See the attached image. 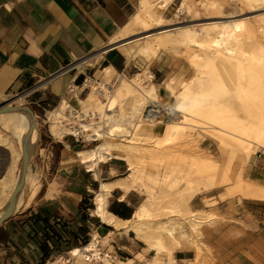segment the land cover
Wrapping results in <instances>:
<instances>
[{
    "label": "crops",
    "instance_id": "0c3cea01",
    "mask_svg": "<svg viewBox=\"0 0 264 264\" xmlns=\"http://www.w3.org/2000/svg\"><path fill=\"white\" fill-rule=\"evenodd\" d=\"M172 1L162 11L167 20L182 2ZM141 2L0 0V98L26 95L33 96L32 103L39 106L56 107L64 100L78 106L85 82L105 69L135 75L139 66L121 51L122 43L111 40L131 24ZM149 70L159 94L166 93L170 78L183 74L164 60L152 61ZM38 147L48 160L39 170L43 182L29 204L2 224L0 264H51L83 248L95 235L102 252L114 260L144 264L140 256L153 259L155 252L134 230L116 228L95 212L96 196L104 183L113 185L107 195V212L123 221L135 219L144 196L120 187L130 172L126 161L112 158L91 171L77 154L93 146L87 149L71 137L56 140L40 135ZM245 179L264 186V151L252 157ZM235 203L239 213L229 216L226 212L225 217L244 225L242 237L222 247L221 255L226 256H221L219 264H230L238 254L244 260L241 264H259L245 256L252 254L250 247L260 239L264 243V199L246 197L241 199L242 206ZM172 258L175 264H192L197 253L186 245L175 250Z\"/></svg>",
    "mask_w": 264,
    "mask_h": 264
},
{
    "label": "bare ground",
    "instance_id": "6f19581e",
    "mask_svg": "<svg viewBox=\"0 0 264 264\" xmlns=\"http://www.w3.org/2000/svg\"><path fill=\"white\" fill-rule=\"evenodd\" d=\"M171 1L142 0L139 12L133 20L143 23L146 19H150L159 27L165 21L160 10L167 9ZM248 1L250 3L264 2V0ZM189 2L190 0L182 1L176 16L187 10ZM211 5L217 7L216 3ZM204 8L208 9L206 4H204ZM244 26L243 20L224 21L201 28L200 31L186 29L175 32L174 36L168 40V44L173 47L184 46L188 51H197L191 52V62L200 73L197 85L201 93H210L216 96L224 94L225 91L217 76L218 69L225 71L229 77L230 75L235 76L236 92L228 102L223 100H221L222 102L200 101L188 93L176 92L172 86L174 83L172 79L168 82L167 87L172 93L173 104L163 105L164 110L168 111L169 117L165 121H157L154 120V115L149 116L151 103L158 101L157 88L151 83L149 86L143 87L145 82L142 79V73L136 74L133 78L120 75L119 84L114 87L109 86L108 83L100 82L98 79H91L87 84L93 83L91 85L92 92L85 100H81V104H87L90 108H86V111L78 110V114L73 120V126H69L70 123L63 124L59 121L60 116L64 115L63 113L68 107L64 100L58 110L48 112V116L51 118V134L61 140L66 134L76 133L79 129L83 132H92L99 143L91 149L79 151L77 155L91 171H94L101 162L112 158L126 161L130 174L125 178L126 181L123 184H119L125 191L135 187L141 180V175L146 172L157 181L158 173H153L148 168L153 164L145 159L157 153L156 147L151 142L159 143L158 136H165L168 141H172L185 130L189 135L201 130L206 135H215L223 148L235 151L239 156L247 158V161L251 160L254 154L264 151V56L262 50L260 52L252 50V40L249 42L251 45H244V35L241 33ZM123 30V33H118L111 42L112 44H124L129 41L131 35L128 31L129 25ZM166 32L162 31L161 33ZM250 33L252 36L255 35L253 30ZM150 37L143 38V42L130 48L134 57L152 51V47L147 44ZM160 45L165 46V44ZM111 72H115L112 67L105 69L103 71L104 78ZM146 74L150 80L153 79L150 72ZM121 94L131 99V103H133L131 112H125L124 100L120 99ZM233 99L237 103H234ZM223 103H227V107H224ZM18 104L21 103L18 102ZM3 107L4 105L0 107V124L10 138L0 136V153L7 156L12 162L7 167L6 175L0 180V223L8 212H12V215L17 214L26 207L41 187L37 174L28 170V166L25 164L26 158L30 161L35 144L39 139L37 126L26 109L8 104H6V108ZM13 108L15 109L11 110ZM144 111L145 116L142 119L141 114ZM87 119H91V122L85 123L84 120ZM94 119H99V122H95ZM144 119H147L148 122H144L145 125L140 127L138 123ZM200 134L198 133V135ZM117 138L122 139L117 140ZM125 140L126 142H124ZM15 141L18 143V148L15 146ZM145 142L150 144H145ZM164 179L171 185L178 183V180L172 181L171 173H167ZM188 184L189 187H192L194 183L189 182ZM112 188L113 185L102 184V191L96 196V214L116 228L126 227L140 234L153 218V212L148 205L143 204L132 221H123L114 217L106 210L107 195ZM258 191L259 193L257 192L256 195H261L264 198V189L260 188ZM150 198L154 200L152 195ZM172 213L181 215V211H172ZM181 218L179 221L182 223L170 226L168 222H160L158 223L160 226L152 227L154 243L150 244L149 248L157 255L160 251L168 249L164 233L178 242L176 235L180 229H183L182 224L185 220ZM186 222L189 223L192 231L202 230V222L197 217L191 216L190 220ZM185 236L186 233L183 232L182 237ZM196 246L198 259L192 264L207 263L204 260V258L206 259L205 249L199 244ZM100 252V239L95 235L94 239L86 246L74 249L71 254L78 264L132 263L114 260L108 254L102 256ZM89 254H92L93 257Z\"/></svg>",
    "mask_w": 264,
    "mask_h": 264
},
{
    "label": "rangeland",
    "instance_id": "374dc122",
    "mask_svg": "<svg viewBox=\"0 0 264 264\" xmlns=\"http://www.w3.org/2000/svg\"><path fill=\"white\" fill-rule=\"evenodd\" d=\"M158 1L159 0H157V2ZM212 3H216L217 7H213L211 5ZM204 4L207 5V10H205ZM163 10L164 9L160 10L161 13ZM176 13L177 10L168 20L165 18V21L159 27L150 19H146L143 23L133 20L131 24H129L128 31L131 33L129 41L131 40V43L126 41L121 51L129 61L134 60L139 66V70H137L135 75L138 73L143 74L142 79L145 82L142 85L143 87L149 86L150 83L154 84L152 82L153 80H150L146 74L150 71L149 65L154 60H164V62L174 65V70L183 71V74L175 75L168 80V82L172 79L174 80L172 86L176 92L181 91L188 93L191 97L200 101L209 100L220 102L223 100L224 102H228L236 92V84L234 83L236 80L235 76L230 75L229 77L225 71L218 69L217 76L221 82L222 89L225 91L224 94L216 96L210 93H201L197 85V78L200 73L191 62V54L197 51H188L184 46L173 47L168 44V40L178 31L180 32L186 29L200 31L201 28H205L214 23L243 20L245 26L241 33L244 35V45H251L249 42L252 40V50L255 52H260L262 50L261 52L264 56V2L250 3L248 0H190L189 6L185 12L181 13L179 16H176ZM252 30L255 32L253 36L250 33ZM162 31L167 32L161 33ZM123 32L124 30H121L119 33ZM147 36H151L147 44L152 47V51L147 54H138L134 57V53L130 48L143 42V38ZM114 39L115 37L111 42ZM160 44H165V46L162 47ZM128 56L134 59H129ZM142 57L154 59L146 61ZM135 75L126 76L128 78H133ZM104 76V73H98L96 78L92 79H98L100 82L108 83L111 87L118 86L120 75L116 72H111L105 78ZM92 84L93 83L90 85L87 84L83 88L84 91L82 90L83 92L80 100L86 99L92 92ZM167 84L166 93L161 94H159L158 87L156 86L157 98L162 105L173 104V96ZM32 97L33 96L28 98L26 95H19L14 98H0V107L8 104L13 107L26 109L37 126L39 137L40 135H49L53 137L50 131L51 121L48 122L45 115L46 112H53L54 108L60 107V105L56 107L39 106L32 103ZM99 97L103 99V97ZM120 99L124 100L125 112H131L133 108L131 99H128L122 94ZM235 101L236 100L233 99V102L237 103V101ZM18 102L21 104H18ZM78 104V106H72L84 111H86V108H90L87 104L83 105L80 102H78ZM223 104L224 107H227V103ZM144 122L146 123L148 120L144 119L139 122L138 125L142 127L145 125ZM0 132L1 137L10 138L8 133L3 130L1 124ZM198 133L201 134L198 135ZM64 137L73 138L72 136H68V134ZM157 138L159 139V143L156 144L154 141L151 142V144L156 147L155 151H157V153L145 159L152 162L153 166L149 165L148 168L151 169L153 173H158L157 181L146 172L144 175H141L139 183L131 188L144 196L143 203L148 205L154 214L148 226H146L147 228L144 227V230L140 232V234H137L139 237L143 238L150 247V244L154 243V236L151 233L153 226L159 225L158 223L160 222H168L170 226L182 223L179 221L182 216L183 218L181 219L185 220L182 224L183 229H180L176 235L179 243L164 233L163 236L168 249L160 251L158 255L155 253L151 261L147 260L144 256H140V259H138L144 262V264H175L172 258L175 250L187 245L195 249L198 256L196 245L199 244L206 251V255H204L206 259L204 258V260L207 261V263L205 262V264H219V260L223 255H221V249L229 246L230 242L240 241L242 237L241 230L244 229V225L241 222H236L235 220L231 221V219L227 220L225 213L228 212L229 216L233 214L237 215L239 213V207L236 206L235 202H238L239 205L242 206V198L264 199L261 195H256L257 192L259 193L258 189H264V186L249 182L245 179V171L250 160L247 161V158L239 156L235 151L223 148L219 139L213 134L206 135L201 132V130H198L196 133L194 132L192 135H189L188 131L185 130L172 141H168L165 136H158ZM55 139L59 140L56 137ZM121 139L117 138V140ZM38 141L39 139L35 144L34 153L27 165V169L36 173L41 183L43 181L39 170L47 164L48 160L44 158L45 153L40 151ZM79 142L83 143L87 149L99 143V141L96 143L86 141ZM124 142H126V140ZM145 144L150 143L145 142ZM15 146L17 148L19 147L16 141ZM255 155L256 154L253 156ZM11 162V159L0 153V180L6 175L7 167L10 166ZM51 168L50 165V170ZM167 173H171L172 181L178 180L176 185H171L164 179ZM129 174L130 172H127L125 176ZM124 181H126V179ZM189 182L194 183L192 186L193 188L189 187ZM151 195L154 197V200L150 198ZM172 211H181V215L172 213ZM179 216L181 217L179 218ZM191 216L197 217L198 220L202 222L201 231L191 230L189 223L186 222L190 220ZM236 226L239 229H237ZM183 232L186 233L185 237H182ZM106 241L105 243H107ZM210 241L212 242L210 243ZM149 250L152 249L149 248ZM250 250H252V254L246 255L245 258L259 264H264V243L262 240L260 239L259 242L255 243L254 247H250ZM228 255L230 256L231 254ZM223 256L225 257L226 255L224 254ZM232 258V261H229L230 264H241V262L244 261L241 260V254ZM196 259H198V257ZM98 264L102 263L99 262Z\"/></svg>",
    "mask_w": 264,
    "mask_h": 264
},
{
    "label": "built area",
    "instance_id": "2783aa9c",
    "mask_svg": "<svg viewBox=\"0 0 264 264\" xmlns=\"http://www.w3.org/2000/svg\"><path fill=\"white\" fill-rule=\"evenodd\" d=\"M95 80V79H93ZM97 80V79H96ZM88 80L85 82L84 86L81 88V90H83V88L87 85ZM84 91V90H83ZM82 91V92H83ZM101 92V91H100ZM67 108L64 111V115H61L59 118V121L62 122L63 124H69V126H73V120L76 118L77 114H78V110L80 109H76L74 106L67 104ZM151 107L149 108V116L151 117L152 115H154V120L157 121H165L167 120V118L169 117L168 115V111L164 110L163 105L159 102L156 101L154 103H151L150 105ZM58 110L57 108H54L53 112ZM145 116V111L141 114V118L143 119V117ZM46 119L48 122H50V117L48 116V112H46L45 115ZM95 122H99V119H94ZM85 123L91 122V119H87L84 120ZM50 126V125H49ZM68 136H72L77 142L79 141H86V142H93L96 143L98 142L96 140V137L93 135L92 132H83L82 130H77L76 133H72L69 134ZM100 254L102 256H104V253L100 252ZM92 255V254H89ZM93 257V255H92ZM51 264H77L76 259L72 256L71 252L68 253L67 255H62L57 257Z\"/></svg>",
    "mask_w": 264,
    "mask_h": 264
},
{
    "label": "water",
    "instance_id": "95a60500",
    "mask_svg": "<svg viewBox=\"0 0 264 264\" xmlns=\"http://www.w3.org/2000/svg\"><path fill=\"white\" fill-rule=\"evenodd\" d=\"M3 108H6V105H4V107ZM15 108H13V109H11V110H14ZM30 110V109H29ZM31 111V110H30ZM31 113L34 115V113L31 111ZM25 164H26V166L29 164V159L28 158H26V160H25ZM35 169V168H34ZM12 216V212H8L6 215H5V217H4V219L1 221V223H0V228H1V226H2V224L8 219V218H10Z\"/></svg>",
    "mask_w": 264,
    "mask_h": 264
}]
</instances>
